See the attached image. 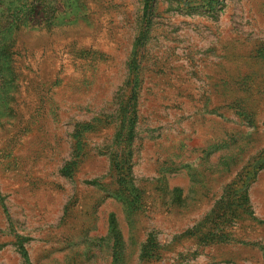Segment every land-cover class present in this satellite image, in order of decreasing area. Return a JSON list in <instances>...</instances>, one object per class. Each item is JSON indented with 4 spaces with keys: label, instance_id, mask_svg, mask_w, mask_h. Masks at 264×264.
<instances>
[{
    "label": "rangeland",
    "instance_id": "374dc122",
    "mask_svg": "<svg viewBox=\"0 0 264 264\" xmlns=\"http://www.w3.org/2000/svg\"><path fill=\"white\" fill-rule=\"evenodd\" d=\"M147 1L0 0V264H264V0Z\"/></svg>",
    "mask_w": 264,
    "mask_h": 264
},
{
    "label": "trees",
    "instance_id": "16d2710c",
    "mask_svg": "<svg viewBox=\"0 0 264 264\" xmlns=\"http://www.w3.org/2000/svg\"><path fill=\"white\" fill-rule=\"evenodd\" d=\"M145 3H146V6L148 5V1L147 0H145ZM124 162V160H122L121 162H120V167L119 166H117L118 168H119V170L121 171V173H124L125 171H126V169H124V164H122Z\"/></svg>",
    "mask_w": 264,
    "mask_h": 264
}]
</instances>
